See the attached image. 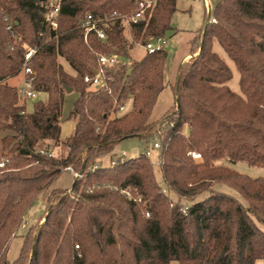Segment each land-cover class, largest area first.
Masks as SVG:
<instances>
[{
  "label": "trees",
  "instance_id": "1",
  "mask_svg": "<svg viewBox=\"0 0 264 264\" xmlns=\"http://www.w3.org/2000/svg\"><path fill=\"white\" fill-rule=\"evenodd\" d=\"M45 1L0 0V162H5L0 264H256L264 259V177L242 174L223 161L264 166V0L215 3L217 22L207 19L194 31L190 52L197 54L179 66L175 103L154 121L152 108L168 85V52L131 59L130 50L173 29L177 1L154 0L146 19L127 23L123 18L139 0H60L56 30L45 21ZM87 14L109 19L105 39L85 35L81 22ZM215 41L235 63L240 93L227 85L232 71L215 52ZM28 49L34 50L27 61L33 88L46 95L31 111L18 87L5 82L21 72ZM112 52L129 64L111 72L106 85L84 82L97 56ZM67 88L77 93L68 114L74 128L62 138ZM128 103V109H119ZM134 137L158 141L161 183L143 153L98 163L119 141ZM65 170L82 176L74 177L70 191L49 192L43 221L26 229L18 255L7 260L26 210ZM217 182L235 189L246 203L215 190Z\"/></svg>",
  "mask_w": 264,
  "mask_h": 264
},
{
  "label": "rangeland",
  "instance_id": "2",
  "mask_svg": "<svg viewBox=\"0 0 264 264\" xmlns=\"http://www.w3.org/2000/svg\"><path fill=\"white\" fill-rule=\"evenodd\" d=\"M218 0H177V10L172 15L171 30H168L166 33L167 44L164 47L168 52V60L167 66L165 69V79L168 81V85L164 87V89L159 93V96L152 108V112L149 116V120H157L162 117L169 108H171L175 103V97L173 94L172 86L175 84L176 75L179 69V66L183 61L189 60L192 56L197 54V51L190 52V40L194 36V31L199 30L204 22L209 18L208 12L206 10V6L209 5L211 11L213 6ZM207 2V3H206ZM141 42L134 44L130 50V56L132 58H139L145 53V49L140 46ZM213 47L215 52L223 59L224 62H227L231 71L232 78L227 81V85L236 93H240L239 90V75L236 69L235 63L229 58L224 49L219 45L218 42L213 43ZM189 52V53H188ZM188 53V55L183 58V60L179 63L180 58ZM63 65L66 69H69V66L66 62L62 61ZM23 79V73L19 72L16 76L10 77L6 79L5 82L12 86H18ZM77 93L75 91L67 92L65 95L63 109H62V123H61V137L65 138L69 136L74 128L73 120L68 118L69 111L71 106L76 99ZM46 95L44 93H38L37 98L34 100H27L26 110L31 111L33 108V104L36 100H44ZM130 107V103L125 106V109ZM123 111V110H122ZM153 141L152 139H138L134 138H126L119 141V144L115 146V148L108 154H105L103 158L100 159L98 163L101 165L110 164L111 159H117V157L121 156L122 151H124V158H132L140 153H144L145 150H150L149 157L152 160L153 164V172H155L156 180L161 183L162 175L158 170V157L157 151L152 147ZM198 160V159H197ZM225 164H229L235 170L240 173H244L253 178L264 177V166H252L246 163L245 161H237L234 163L227 162L223 160ZM74 174L72 171H62L59 176L45 189H43L35 201L28 207L25 212L24 219L15 233L12 234L8 251H7V260H13L19 252V248L22 241V235L25 233L26 229L29 227H33L38 223H41L43 219H40L42 213L45 210L47 196L51 190L54 189H68L70 191V187L72 182L74 181ZM78 178V177H76ZM213 188L215 190H219L225 193H229L236 197L243 204L246 203L245 200L240 196V194L230 186H226L223 183H215L213 184ZM206 193H202L200 197H203ZM25 223V224H24ZM24 224V225H23ZM15 235V237H14ZM256 264H264V259L257 260ZM171 264H176L175 262H171Z\"/></svg>",
  "mask_w": 264,
  "mask_h": 264
},
{
  "label": "built area",
  "instance_id": "3",
  "mask_svg": "<svg viewBox=\"0 0 264 264\" xmlns=\"http://www.w3.org/2000/svg\"><path fill=\"white\" fill-rule=\"evenodd\" d=\"M206 1V0H205ZM207 3V2H206ZM154 0H139L138 5L135 11L128 17L123 19L127 23L137 22L139 20L146 19L145 17L150 14L152 7L154 6ZM42 6L44 7V18L48 25L56 30L58 27V13L60 9V0H47ZM208 12V23H216L217 19L212 15V11L209 5L206 6ZM109 19H96L92 14H87L83 21L81 22V27L84 29L85 35L89 32H94L98 35L99 39H105V29L108 26ZM10 27V25L8 26ZM167 44L166 36L163 37H148L146 40L141 42L140 46L145 49V52H156L165 49L164 47ZM34 53L33 49H28L25 53V64L21 70L23 73L22 82L17 86L19 94L21 95L23 101L34 100L37 98L38 92L33 88L31 67L27 64V61L30 59ZM129 64V60L124 58L118 52L112 53H101L97 56L96 67L93 68V73L91 75H86L84 77V82L88 83L90 86L101 87L106 85L111 79V72H115L120 64ZM119 109L122 111L125 109V105L119 106ZM153 148L157 149L159 147L158 141L153 140ZM145 156L149 157L150 150H145L143 153ZM191 156L195 160L201 159V156L198 152H191ZM124 155V151L121 153V157ZM117 159H111V164H115ZM4 161L0 162V167H3ZM98 164L93 165V169L97 168ZM74 176L81 177V173L73 172ZM125 192L124 189L121 190ZM187 206H183L182 210L185 211ZM25 224V223H24ZM23 224V225H24ZM4 264H9L5 262Z\"/></svg>",
  "mask_w": 264,
  "mask_h": 264
},
{
  "label": "crops",
  "instance_id": "4",
  "mask_svg": "<svg viewBox=\"0 0 264 264\" xmlns=\"http://www.w3.org/2000/svg\"><path fill=\"white\" fill-rule=\"evenodd\" d=\"M177 1V0H176ZM189 53V52H188ZM188 53H186V54H184L181 58H180V61H179V63L183 60V58H185L187 55H188ZM181 64V63H180ZM256 262V261H255Z\"/></svg>",
  "mask_w": 264,
  "mask_h": 264
},
{
  "label": "water",
  "instance_id": "5",
  "mask_svg": "<svg viewBox=\"0 0 264 264\" xmlns=\"http://www.w3.org/2000/svg\"><path fill=\"white\" fill-rule=\"evenodd\" d=\"M66 91H67V92H70V91H71V88H67ZM188 131H189V129H188V127H187V128H186V132H188Z\"/></svg>",
  "mask_w": 264,
  "mask_h": 264
}]
</instances>
